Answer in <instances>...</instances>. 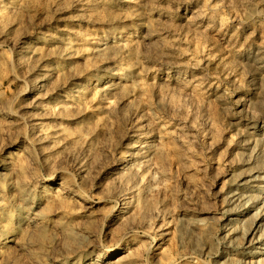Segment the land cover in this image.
<instances>
[{
  "label": "rangeland",
  "instance_id": "1",
  "mask_svg": "<svg viewBox=\"0 0 264 264\" xmlns=\"http://www.w3.org/2000/svg\"><path fill=\"white\" fill-rule=\"evenodd\" d=\"M0 264H264V0H0Z\"/></svg>",
  "mask_w": 264,
  "mask_h": 264
}]
</instances>
